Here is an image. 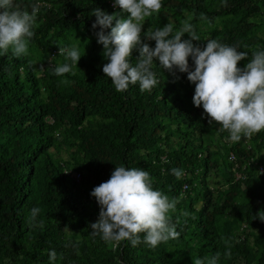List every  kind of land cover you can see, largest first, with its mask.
Segmentation results:
<instances>
[{"label":"trees","instance_id":"obj_1","mask_svg":"<svg viewBox=\"0 0 264 264\" xmlns=\"http://www.w3.org/2000/svg\"><path fill=\"white\" fill-rule=\"evenodd\" d=\"M111 3L14 0L39 12L28 54L0 55V264H207L216 253L218 264H264V132L227 143L228 133L193 105L187 73L177 71L175 79L158 61L151 91L137 84L117 92L102 72L100 29L92 28L95 8L127 18ZM185 21L200 36L195 46L217 39L247 53L240 68L264 50V0H162L160 12L145 18L141 39L154 48L145 33L167 23L176 31ZM65 47L82 56L72 73L57 77L52 68L71 63L58 55ZM138 55L134 49L133 65ZM236 164L244 179H236ZM120 166L148 171L153 189L177 201L169 213L177 238L152 248L92 234L100 209L90 193ZM173 168L184 176L175 178ZM34 207L41 210L35 224Z\"/></svg>","mask_w":264,"mask_h":264},{"label":"clouds","instance_id":"obj_2","mask_svg":"<svg viewBox=\"0 0 264 264\" xmlns=\"http://www.w3.org/2000/svg\"><path fill=\"white\" fill-rule=\"evenodd\" d=\"M113 7L126 13L127 18L118 16L117 12L106 14L95 8L96 20L92 28L100 29L96 33L97 43L103 45L102 55L107 60L102 72L117 92L127 91L129 85L137 84L141 92L151 91L159 83L152 71L154 62L158 61L159 66L174 77L177 71L187 73V80L195 85L193 105L202 106L208 124L219 125L221 131L228 133L231 142L264 132V50L254 51L251 60L240 68L238 63L247 59V53L217 39H209L203 48L195 46L193 42L200 41V36L188 21L176 31L171 23L149 30L144 38L155 42L152 48L141 39L142 26L146 17L160 12L162 0H114ZM38 12L37 5H32L29 12L15 5L14 0H0V55L9 49L15 57L28 54ZM201 19H204L203 14ZM106 29L110 31L106 33ZM185 34L188 40H182ZM134 49L139 55L133 65L130 58ZM58 55L71 63L54 66L52 74L57 77L72 73L82 56L75 47L59 48ZM189 57L194 70L189 68ZM60 83L69 84L70 81L62 79ZM170 171L177 179L184 175L179 168ZM90 195L100 209L97 221L90 224V228L93 235H100L104 241L118 244L127 240L133 247L143 242L155 248L179 236L169 215L175 210L177 201H170L167 195L154 190L146 170L115 167L110 178L96 186ZM40 211L39 207L31 209L30 223L35 224ZM259 220L264 222V217ZM230 254L225 253L226 256ZM48 256L50 261H55V250ZM219 258L220 254L216 253L207 264H218ZM193 264H205V261L196 258Z\"/></svg>","mask_w":264,"mask_h":264},{"label":"built area","instance_id":"obj_3","mask_svg":"<svg viewBox=\"0 0 264 264\" xmlns=\"http://www.w3.org/2000/svg\"><path fill=\"white\" fill-rule=\"evenodd\" d=\"M111 5H114L113 3H111ZM226 142L231 144V141L226 138ZM229 160L233 163L236 162V158L235 156L230 153L229 154ZM258 171L261 175H264V166L263 165H258ZM234 172H235V177L236 179H244V176H242L241 172L237 171V164L235 165V168H234ZM70 175L72 176V178H74L76 181H79L80 180V174L78 172H71ZM184 176V175H183ZM214 187H211V189L213 190ZM188 187L187 185H184L182 187V193H185L187 191Z\"/></svg>","mask_w":264,"mask_h":264},{"label":"rangeland","instance_id":"obj_4","mask_svg":"<svg viewBox=\"0 0 264 264\" xmlns=\"http://www.w3.org/2000/svg\"><path fill=\"white\" fill-rule=\"evenodd\" d=\"M146 26H147V24H146V22L144 21V22H143V26H142V28H145ZM263 154H264V151H263ZM63 156H64V159H67L65 152L63 153ZM222 175H225V176H226V174H222ZM222 179H223V177H222Z\"/></svg>","mask_w":264,"mask_h":264}]
</instances>
